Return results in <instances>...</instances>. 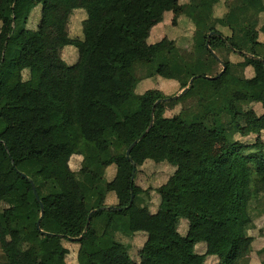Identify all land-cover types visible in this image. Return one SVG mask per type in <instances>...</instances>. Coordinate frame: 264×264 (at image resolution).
Instances as JSON below:
<instances>
[{
  "label": "trees",
  "instance_id": "16d2710c",
  "mask_svg": "<svg viewBox=\"0 0 264 264\" xmlns=\"http://www.w3.org/2000/svg\"><path fill=\"white\" fill-rule=\"evenodd\" d=\"M236 1L216 16L221 0H0V247L10 264H68L65 255L28 260L29 248H51L55 239L78 244L77 264H250V230L264 215V21L246 25ZM38 6L40 20L30 23ZM157 7L174 13V23L186 16L194 24L193 52L169 37L155 43V54L144 51L140 38L163 18H154ZM231 11L240 18L227 22ZM254 15L259 24L264 0ZM66 48L77 52L71 61ZM213 51L227 65L217 78ZM139 68L177 80L176 92L189 86L184 95L197 96L195 104L168 114L177 100L158 102L169 97L160 88L136 94ZM219 79H230L239 96L216 112L195 86L213 96ZM249 129L256 137H235ZM220 143L228 149L217 153ZM74 155L83 157L78 170ZM186 159L202 166L181 190L138 183L150 163L165 165L171 179ZM111 192L117 201L108 207ZM136 209L144 215L133 218ZM138 234L144 239L132 259L125 239Z\"/></svg>",
  "mask_w": 264,
  "mask_h": 264
},
{
  "label": "rangeland",
  "instance_id": "374dc122",
  "mask_svg": "<svg viewBox=\"0 0 264 264\" xmlns=\"http://www.w3.org/2000/svg\"><path fill=\"white\" fill-rule=\"evenodd\" d=\"M181 3H185L188 0H180ZM236 1V0H234ZM237 2V1H236ZM257 4V0H243L240 2H237V5L239 8L243 7L246 11L245 17L246 18L245 24L248 26H258V28H261L264 18L262 17L259 20V24L256 21V17L254 15V8ZM227 12L226 7V0H221L220 5L217 7L215 11L216 16H223ZM161 15H163V18L149 31L146 32L141 38H140V46L144 49L145 52L150 54L156 53L155 43L159 40H161L163 37H169L174 40H176V43L178 47L180 48L182 53H191L193 52V45H194V38L193 34L195 33V27L194 24L186 18V16H180L177 18V23L173 22L174 13L172 12H166L162 14L161 8L157 7L153 10V16L154 18H160ZM79 16H82L81 11H77L74 13L73 17L75 20L79 18ZM41 17V12L39 6L36 7L30 17V23L33 21L35 23H38ZM126 15L120 14L116 17L118 21H122ZM240 18L239 12H233L231 11L229 15L226 16L227 22L235 21ZM34 23V24H35ZM221 30H224L226 33H230L228 28L226 27H220ZM262 30V29H261ZM264 32V31H263ZM260 33V40H264V33ZM74 35H79L80 33H73ZM75 48V47H74ZM76 49V48H75ZM224 53L223 56L226 58L229 56L230 59L239 61L243 60V57L239 56L238 54L232 52L229 53L227 51H222ZM222 53V54H223ZM77 52L73 50L72 48H66L64 51L65 58L67 60L71 61L75 58ZM223 69V65L220 63V65L217 66L216 72H220ZM1 77L4 76L5 70L3 72L1 71ZM252 74L251 70L246 71V75L250 76ZM137 75L141 78L140 82L138 83V86L136 88V94H143L147 89L149 88H160L164 94L168 95L169 98H172V96L179 94L180 92H176L178 89V81L175 79H167L160 75H153V76H145L146 73L144 69L139 68L137 70ZM25 76H28V73L25 72ZM218 92L216 95L211 96L210 93L205 92L202 90L198 85H196L197 89V95H200L201 98H203L202 103L210 106V108H213L214 111L218 112L223 107H229V105L239 96V92L233 87L232 81L230 79H227L226 81L223 80H217L215 83ZM176 93V94H175ZM197 96L194 97V94H186L182 95L179 98H177V103H173V109L169 108L168 114H174L175 112H178L181 109L189 108L191 105L195 104ZM172 102V101H169ZM172 105V103H171ZM254 108H256L258 111H261V105L257 104L254 105ZM218 126L222 127L221 120L218 121ZM257 132L255 130L249 129V134L247 136H241L239 133L235 135L237 138H241L242 140H248L252 139L253 137H256ZM228 149V145L226 143H220L216 147L217 153H222ZM82 156L80 155H74L71 160L70 164L72 165V168L75 170H78L80 168V161L82 160ZM5 163V158L2 154H0V165H3ZM160 165H154L150 168H146L144 172L139 173L138 183L147 186L149 184L154 183L155 180H157V183L154 184H161L164 182H168L171 186L173 191H179L184 186V179L189 176L193 171L198 170L202 164L195 160V159H186L183 161L182 168L178 171L176 176L174 178H169V175L167 173L168 169L166 168H159ZM159 168V169H158ZM170 179V180H169ZM169 180V181H168ZM153 202L157 203L158 201V193L153 192ZM116 195L114 192H111L109 194L108 198V207H111L112 204L116 202ZM133 218H137L138 216L144 215L142 211L136 209L132 210ZM261 217H257L254 221V228L250 230V233L254 236L253 240V250L250 253V264H264V235L261 233V228H264V215H260ZM184 223V225H183ZM181 223V230L184 231L186 225L185 222ZM126 237V236H125ZM119 238V237H118ZM117 238V239H118ZM125 239L127 241V244H129V253L132 259H136L138 254V248L142 245L144 235H136L135 238L132 237H126ZM65 246L69 248V253L65 254ZM78 248V244L75 243L72 240L64 239L62 241L55 239L54 244L52 247H48L45 242L38 243L35 246H32L29 248V251L27 253V258L31 262H38L42 257L48 256V255H56L58 258L65 255L66 261L68 264H77L76 262V251ZM205 248L204 244H199L197 246V249L199 251H203ZM213 258L207 260L206 264H214L215 262L212 260ZM0 264H10L8 260L6 259V256L4 254V251L0 247Z\"/></svg>",
  "mask_w": 264,
  "mask_h": 264
},
{
  "label": "water",
  "instance_id": "95a60500",
  "mask_svg": "<svg viewBox=\"0 0 264 264\" xmlns=\"http://www.w3.org/2000/svg\"><path fill=\"white\" fill-rule=\"evenodd\" d=\"M216 33V31H211L210 33H209V35H208V41H207V46H209V39H210V37L213 35V34H215ZM213 54H214V56L216 57V58H218V60H219V62L223 65V69L219 72V74H217L216 76H214V78H217V77H220L224 72H225V70H226V68H227V65L223 62V60L220 58V57H218V55L213 51ZM194 79H195V77H192L191 78V80L189 81V85H191L192 83H193V81H194ZM188 88H189V86H187V87H185L179 94H176V95H174V96H172V99H177V98H179L180 96H182V95H184L186 92H187V90H188ZM169 99H171V98H164V99H160V100H158V102H160L161 100H169ZM137 144V140L128 148V150H127V154H130L131 153V150L133 149V147L135 146ZM24 176H27L25 173H22ZM31 183H32V185H33V188H34V192H35V195H36V197H37V199L40 201V204H41V207H42V210H41V218L44 216V214H45V210H44V204H43V202L40 200V197H39V194H38V192H37V189H36V186H35V184H34V182L31 180ZM132 197H133V195H132ZM133 199V198H132ZM41 218H40V220L38 221V227L40 228V221H41ZM89 222H90V218H89V220H88V224H89ZM87 224V225H88ZM44 232V231H43ZM44 233H47V232H44ZM72 239H76V238H72Z\"/></svg>",
  "mask_w": 264,
  "mask_h": 264
},
{
  "label": "crops",
  "instance_id": "0c3cea01",
  "mask_svg": "<svg viewBox=\"0 0 264 264\" xmlns=\"http://www.w3.org/2000/svg\"><path fill=\"white\" fill-rule=\"evenodd\" d=\"M154 165H160L159 168H162V167H163V168H164L163 170L166 169L165 165H163V164H156V163H154V162L150 163L149 166H148V168H150L151 166H154ZM159 168H158V169H159ZM114 172H115V171H114V168L111 167V168H110V173H109V176H110L111 178L113 177ZM151 210L154 212V211H155V206L151 205ZM204 249H205V248H204ZM204 249H203V251H204ZM203 251H202V252H203Z\"/></svg>",
  "mask_w": 264,
  "mask_h": 264
}]
</instances>
